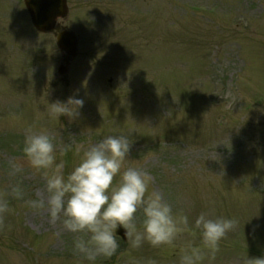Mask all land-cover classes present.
Segmentation results:
<instances>
[{
	"label": "rangeland",
	"instance_id": "rangeland-1",
	"mask_svg": "<svg viewBox=\"0 0 264 264\" xmlns=\"http://www.w3.org/2000/svg\"><path fill=\"white\" fill-rule=\"evenodd\" d=\"M16 1L0 0V264H181L189 245L202 264L264 257V0H67L59 22L78 41L69 63ZM69 96L84 99L80 116L50 115ZM30 126L57 149L126 135L121 171H146L148 192L187 215L190 230L139 248L117 236L111 257L86 259L74 240L90 234L31 204L49 194L23 152ZM61 160L67 173L78 157L58 151ZM202 212L238 220L214 253L194 227Z\"/></svg>",
	"mask_w": 264,
	"mask_h": 264
},
{
	"label": "clouds",
	"instance_id": "clouds-1",
	"mask_svg": "<svg viewBox=\"0 0 264 264\" xmlns=\"http://www.w3.org/2000/svg\"><path fill=\"white\" fill-rule=\"evenodd\" d=\"M85 101L77 96L51 102L50 115L58 120L66 115L73 121L81 114ZM131 143L126 135H108L88 146L67 144L57 149L50 135L43 130L26 129L23 152L30 164L47 177L49 198L32 201L36 208H46L50 218L61 219L66 230L88 233L74 240L75 249L86 259L111 257L119 248L117 229L123 228L124 237L132 248L147 241L153 246L171 244L181 232L190 230L187 215H175L161 193L148 192L150 175L140 167H127ZM60 155L72 151L78 161L65 173ZM19 170V169H17ZM51 170V174H49ZM119 175L118 184L114 178ZM147 194V195H146ZM0 202V213L6 210ZM142 209L143 220L138 226L136 213ZM238 220L234 217L211 218L200 213L194 227L200 231L205 248L214 253L220 240L233 230ZM204 251L189 245L181 256V264H202ZM249 264H264V257L249 258Z\"/></svg>",
	"mask_w": 264,
	"mask_h": 264
},
{
	"label": "water",
	"instance_id": "water-1",
	"mask_svg": "<svg viewBox=\"0 0 264 264\" xmlns=\"http://www.w3.org/2000/svg\"><path fill=\"white\" fill-rule=\"evenodd\" d=\"M26 5L33 16V22L37 29L41 31H47L53 27L55 17L63 15L66 11L65 0H31L26 2ZM57 43L60 48L66 51L68 55H74L75 53V38L67 32H62L57 37ZM60 72L63 69L60 68ZM124 229L118 228L117 232L124 237Z\"/></svg>",
	"mask_w": 264,
	"mask_h": 264
}]
</instances>
